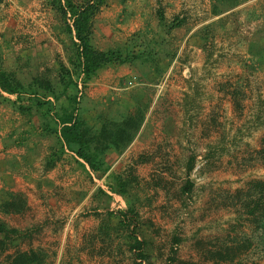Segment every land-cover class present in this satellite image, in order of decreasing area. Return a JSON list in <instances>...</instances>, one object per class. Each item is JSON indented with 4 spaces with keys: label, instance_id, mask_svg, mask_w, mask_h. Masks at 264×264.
<instances>
[{
    "label": "rangeland",
    "instance_id": "rangeland-1",
    "mask_svg": "<svg viewBox=\"0 0 264 264\" xmlns=\"http://www.w3.org/2000/svg\"><path fill=\"white\" fill-rule=\"evenodd\" d=\"M175 18L183 24L171 29ZM94 25L99 50L147 49L150 41L163 59L162 73L111 65L81 98L90 122L132 112L138 100L150 105L134 143L106 157L112 174L136 169L139 184L129 193L139 198L140 216L132 225L146 243L147 264H264V191L256 188L264 184V0H108ZM72 43L45 0H0V55L26 84L48 78L60 91L62 66L72 71ZM175 51L172 62L165 58ZM9 99L0 103V203L3 191L20 192L29 208L16 216L0 212V221L20 231L9 240L0 234V264L30 249L43 250L48 264H132L126 230L114 243L99 233L101 225H119L126 198L72 154L46 170L56 139L36 133L39 119ZM191 157L195 187L184 194ZM99 187L113 200L96 196ZM225 247L233 252L224 254Z\"/></svg>",
    "mask_w": 264,
    "mask_h": 264
},
{
    "label": "trees",
    "instance_id": "trees-1",
    "mask_svg": "<svg viewBox=\"0 0 264 264\" xmlns=\"http://www.w3.org/2000/svg\"><path fill=\"white\" fill-rule=\"evenodd\" d=\"M45 2L61 17L68 34L72 37L74 52L69 58L72 71L62 66L61 90L57 91L54 83L48 78L36 77L26 84L16 72L4 67L3 58L0 55V103H11L9 98L14 96L15 100L12 104L21 114L39 119L40 125L35 128L36 133L56 139V143L46 157V170L54 169L64 156L72 154L76 163L91 177L105 180L109 192L126 198L128 207L126 211L121 212L122 221L119 225H101L99 233L109 238L110 243H114L116 239L122 238L121 231L126 230L128 234L123 235L124 241L129 242L130 249L135 255L132 264H147L149 258L145 251L146 243L139 238L137 225H132L140 216L136 206L139 198L129 193L135 189V185L139 184L136 169L130 167L124 174H112L111 165L106 161V157L109 154L121 156L134 143L145 125L150 105H141L138 100L132 112L121 113L118 117L103 113L96 121L90 122L83 114L81 98L83 89L111 65H140L143 68H154L158 73H162L159 64L163 59L158 57L150 41H144L147 49L126 46L117 50L102 51L95 47L93 43L95 19L108 5V0H87L83 3H77L74 0H45ZM215 14L219 16L217 12ZM158 17L160 24L166 28L167 19L162 10L158 11ZM70 19L72 25L68 23ZM182 24L183 20L175 18L170 27L171 29L179 28ZM164 42L162 41L161 44ZM155 43L158 44L157 41ZM176 56L175 51L166 53L165 58H169L172 62ZM74 76L82 82V89ZM42 90L46 94L41 96L39 91ZM63 98L66 99L64 103L61 102ZM195 161V157L189 160L187 181L182 188L184 194H191L194 190L195 184L190 176L195 170ZM256 188L263 192L264 184L258 183ZM96 193V196L101 195L109 201L113 200V197L101 187ZM28 208V201L23 193L3 191V199L0 203V212L3 215H21ZM254 213L255 210L252 214ZM260 226L261 238L264 240V213ZM19 233L20 231L0 221V234L5 235L4 240H9L12 234L20 235ZM1 244L4 245V241ZM117 246L120 247L119 244ZM232 250L225 247L223 253H230ZM47 258L46 253L39 249L17 251L8 257V264H48ZM180 264L198 263L180 262Z\"/></svg>",
    "mask_w": 264,
    "mask_h": 264
}]
</instances>
